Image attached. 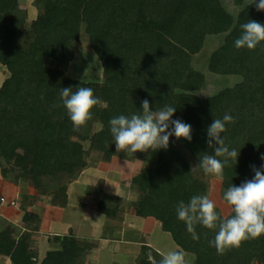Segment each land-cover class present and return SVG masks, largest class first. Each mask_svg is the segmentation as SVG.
<instances>
[{
  "label": "trees",
  "instance_id": "trees-1",
  "mask_svg": "<svg viewBox=\"0 0 264 264\" xmlns=\"http://www.w3.org/2000/svg\"><path fill=\"white\" fill-rule=\"evenodd\" d=\"M233 3L237 13L221 0H45L27 36V11L20 0H0V64L8 71L0 86L1 176L14 184H32L40 194L51 195L52 204L66 206L68 183L87 166L89 150L102 152L106 161L115 155L110 120L139 113L144 99L151 111L175 107L172 119L191 125L192 140H179L197 164L203 155H214L207 143L213 120L234 117L221 137L240 154L236 164L229 161L224 168L222 194L232 184L254 178L252 166L264 173V42L254 50L235 47L241 25L249 20L264 24V11L253 0ZM218 34L224 38L211 54L209 70L241 80L202 98L196 92L206 75L192 65V58L208 36ZM83 35L101 61V82L67 75ZM65 87L73 92L90 87L103 102L78 131L61 100ZM96 124L100 128L94 131ZM151 154L149 165L132 178L140 192L138 216L160 221L178 248L194 256L193 264H264V235L223 255L209 244L215 231L197 225L200 238L193 240L176 206L194 195H209V185L171 143ZM109 199L103 195L99 205L109 209ZM22 220L31 230L39 228L33 212L26 211ZM53 241L58 248L39 260L29 235L17 237L7 226L0 229V256L10 257L13 264H86L93 247L72 232L55 235ZM160 259L152 251L138 264H159Z\"/></svg>",
  "mask_w": 264,
  "mask_h": 264
},
{
  "label": "clouds",
  "instance_id": "clouds-1",
  "mask_svg": "<svg viewBox=\"0 0 264 264\" xmlns=\"http://www.w3.org/2000/svg\"><path fill=\"white\" fill-rule=\"evenodd\" d=\"M253 4L258 11H264V0H253ZM241 28L242 35L235 40L237 49L254 50L264 42V24L249 20ZM72 89H61L60 96L74 130L78 131L93 118V108L103 106V102L94 95L90 87H78L75 92ZM141 107L142 111L130 117L120 115L110 120V131L117 153L124 152L127 156H133L138 151L166 150L171 136H175L177 140H192L191 125L172 119L175 107L165 106L151 111L147 99L142 100ZM227 123H234V117L225 114L222 120L214 119L207 128V143L209 148L214 149V155H203L197 165L205 175L213 176L219 181L224 179L225 166L229 161L236 164L240 154L234 148L230 150L225 144V138L221 137L227 131ZM218 157H222L223 161ZM261 159L264 160V156ZM252 170L254 178L240 186L232 184L224 192L223 201L230 209L227 216H221L217 211V204L206 194L194 195L188 203L180 201L177 204V217L185 223L193 240L200 238L196 232L197 225L213 230L215 236L209 244L215 247L217 254L223 255L232 248H239L247 240L264 235V173L255 166H252ZM160 256L159 264H187L183 249L161 252Z\"/></svg>",
  "mask_w": 264,
  "mask_h": 264
},
{
  "label": "crops",
  "instance_id": "crops-1",
  "mask_svg": "<svg viewBox=\"0 0 264 264\" xmlns=\"http://www.w3.org/2000/svg\"><path fill=\"white\" fill-rule=\"evenodd\" d=\"M114 158L116 157L112 158L111 163L115 161ZM124 164L125 162L122 166ZM126 166L118 170V175L110 179L108 184H103L104 187L100 186L98 188L99 191L96 192L92 188L89 189V197L92 199L91 206L95 210L96 219H99V222L94 225L95 228L91 233H87L88 231L86 232L83 227L82 230L84 231H79L74 227V225L82 226L84 222L82 216L80 217V215H76L74 212L70 215L72 213L69 209L72 207L70 202L74 188L73 185L77 181L68 184V203L63 207L52 204V196L40 194L33 188L32 184H14L4 179L0 173V229L12 226L17 237L28 234L30 247L37 253L39 260H42L48 251L58 248V245L53 241L55 235H64L71 232L78 239L91 242L93 245L86 264H98L106 253L110 254L112 258H116V255L123 251L121 244L137 246V249L140 250L138 254L151 255L152 251L158 253L164 252L165 245L162 240L164 237H156V230H162L160 221L154 217L138 216L135 213V206L140 197V192L133 186L139 194L135 200L131 198L130 184H122L125 179ZM142 168L143 166L139 171ZM100 195L101 197L103 195L111 196L113 201H117L116 205L110 207L109 203V209L100 206ZM1 198L5 200L1 202ZM74 209H76V205ZM26 211L33 212L39 216L40 223L37 230L27 228L23 222V215ZM177 248L178 246L175 243V247L172 250ZM138 254L136 256L137 263ZM187 254L185 257L187 264H193L194 256L191 259V263H189ZM0 264L13 263L10 257L0 256Z\"/></svg>",
  "mask_w": 264,
  "mask_h": 264
},
{
  "label": "rangeland",
  "instance_id": "rangeland-1",
  "mask_svg": "<svg viewBox=\"0 0 264 264\" xmlns=\"http://www.w3.org/2000/svg\"><path fill=\"white\" fill-rule=\"evenodd\" d=\"M221 1L232 13H237L239 7H237L233 3V0ZM44 3L45 0H20V7L27 11V19L24 23V29L27 33V36L29 34L32 19H34L42 11ZM223 38V34L208 36L203 49L200 51V53L194 55L192 58V65L196 69L204 72V75H206V82L204 86L196 92V94L202 98L213 96L221 89L234 86L241 80L239 76L216 75L209 70V61L211 54L217 48V46L222 43ZM7 74L8 71L6 70L5 66L0 64V82L4 80ZM67 75L82 81H103V68L101 65V61L94 50H92V48L89 46L87 37L85 35L82 36L81 44L76 49L74 59L68 66ZM99 128V124H96L94 126V131L98 130ZM169 143L174 145L184 154L185 158H187V160L189 161L194 173L208 183L209 197L217 204V207L221 210L220 212H222L224 216L229 215L230 209L223 201L221 184L222 181L217 180L213 176L205 175V173L197 166L198 164L195 161L194 157H192V154L189 152V150L185 148L181 141L177 140L175 136L170 137ZM86 148L89 149V143H86ZM114 156L116 157L114 158L115 161L111 163ZM114 156L110 161H106L103 158L104 156L102 152L89 150L88 159H86L87 166L82 169L77 178L68 183L70 184L77 181L73 185L74 188L70 202L72 207L69 210L72 211L70 215H72L74 212L76 215H80V217L82 216V219L84 221L82 226L74 225V227L79 231H81L83 227L86 232L88 231L87 233H91L95 228L94 225L99 222V219H96L95 210H93L91 206L92 199L89 197V189L92 188L96 192L99 191L98 188L100 186L104 187L105 184H108L110 182V179H113L115 178V175H118L117 171L126 166V162L130 163H128L125 167V179L122 184H130L129 189L132 195L131 198L136 200L139 196L135 188L132 186V177L139 171L142 166L145 167L149 165L148 162H150L152 159L151 150H149L148 152L138 151L134 153L133 156H127V154L124 152L117 153L115 151ZM124 162L125 164L124 166H122ZM22 184L25 185L28 183ZM111 200L109 201L111 205L110 207H113L114 205H116L117 201L115 202V200ZM83 204L86 205L83 206ZM75 205L76 209H74ZM159 230H156V237H164V239H162L165 245L163 251L167 252L169 250H172L175 247V243L172 240L171 235L167 232L162 231L161 229ZM121 247L123 251L122 253L117 254L116 258H112L110 254L106 253V255L102 257L101 261H99L98 264H138L136 261V256L140 252V250L137 249L138 247L126 244H121ZM128 248L130 249L128 250ZM124 249H126V251H124ZM138 255L139 262L140 258L145 256L146 254L140 253ZM187 255L189 263H191L193 255L189 253ZM115 261L118 263H116Z\"/></svg>",
  "mask_w": 264,
  "mask_h": 264
},
{
  "label": "built area",
  "instance_id": "built-area-1",
  "mask_svg": "<svg viewBox=\"0 0 264 264\" xmlns=\"http://www.w3.org/2000/svg\"><path fill=\"white\" fill-rule=\"evenodd\" d=\"M5 199L4 198H1V202L4 201Z\"/></svg>",
  "mask_w": 264,
  "mask_h": 264
}]
</instances>
